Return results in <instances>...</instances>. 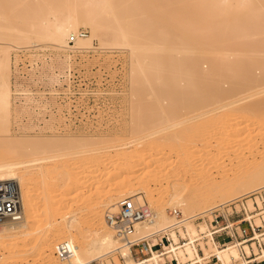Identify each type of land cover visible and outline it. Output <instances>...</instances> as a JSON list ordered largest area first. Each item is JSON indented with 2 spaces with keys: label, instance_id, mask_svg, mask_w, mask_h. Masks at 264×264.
<instances>
[{
  "label": "bare ground",
  "instance_id": "6f19581e",
  "mask_svg": "<svg viewBox=\"0 0 264 264\" xmlns=\"http://www.w3.org/2000/svg\"><path fill=\"white\" fill-rule=\"evenodd\" d=\"M138 1L38 0L39 4L35 5L37 0L36 2L35 0H0V41L12 39L17 42L32 37L42 41L50 40L54 44L53 46L61 49L68 48L67 39L70 35H74V50L89 49L95 38L104 42L109 40L108 37L113 39L114 44H125V46L131 47L135 53L133 67H136L133 69L134 71L132 70V77L135 83L140 81L137 86L135 84L139 91L135 114L138 113L139 118V114L141 116L150 113L145 118L150 120L146 121L147 125L161 121L159 127L157 126L155 131L150 132L151 136L164 135L169 129L185 123L184 120L175 119L177 113L174 112L175 108L189 112L204 110L203 115L211 117L217 114V117L211 118H218L219 112H225L226 107H232L238 102L244 101L237 98L244 90H253L264 86V79L258 80L256 77L257 73L264 75V0H182L180 4L183 9L186 8V13L188 8L192 9L191 11L196 10L193 13L195 16L189 19L185 14L177 15L175 12L179 0H169L168 2L165 0L167 5L165 4L163 7L153 6L152 9L156 8L153 19L147 18L142 13V7ZM181 6H178L177 9ZM166 14L169 16V18L166 16L167 20H174L171 24V32L165 31L166 27L163 28L159 21ZM198 16H201L200 20L197 18ZM79 25H88L90 35L85 33L84 36H78ZM181 34H184L183 38ZM198 35L202 36L203 47L195 48V50L198 52L203 50V54L207 53L206 55L199 57L191 53V50H186L185 54L181 53L183 55L175 53L180 50L177 48L184 45L188 37L191 39ZM139 37H149L152 44L154 43L153 45L158 47L173 44L166 46L169 54L163 58H156L155 56L161 48L157 52V48L154 46L156 49L154 52L149 50V53L146 51L141 53L139 49L141 45L134 44V41H138ZM175 42L176 44L178 42L180 46H174ZM147 46L146 50L150 45ZM215 48L222 49L214 53ZM183 49H186L185 45ZM202 61L209 63L207 70L202 69L204 66L203 63L201 67ZM6 68L8 69L6 61L0 63V127H4L8 123L10 98L8 83L1 80ZM168 78H171V81L166 83ZM261 93H264V90H261ZM221 97L227 101L221 103L218 100ZM248 99L252 98H245V100ZM260 103L263 102L256 100L248 103L246 112L250 113L252 117L253 115L256 117L255 114L262 113L264 109V104ZM151 107L159 109L154 111L150 109ZM151 114L152 119H150ZM219 116L222 117L221 114ZM259 117L261 120L263 119L264 123V115H259ZM252 126V124L235 126L232 133L229 130V134L219 138L214 146L208 142L207 156L203 159V165H200L203 167V179L193 185L177 184L169 190L168 203L170 207L180 210L190 233H193L192 227L188 224L190 216L207 213L213 208H221L231 201L251 194L264 185V135L259 140H254V138L252 140L245 136L246 133L249 134L248 131ZM137 127L138 129H136ZM137 127L135 131L138 132L144 126ZM235 139L236 147L231 145ZM241 145L246 147L249 156L244 157L241 155L243 153L235 152ZM2 146L6 147V150L2 154L0 153V183H7L17 190V209L20 213L18 220L0 219V250L5 252L8 240L31 234L34 226L35 220L31 216L33 211L30 212L33 203L31 201L32 194L30 195L31 188H29L32 177L28 178L32 173L30 174L29 170L36 167L37 179L45 181L52 172L46 176L43 166L56 158H66L69 152L63 143L57 141L14 143L5 138V140H0V147ZM16 147H20L18 153L29 158L27 161L16 162L13 160L11 156L16 154ZM117 147L119 146L106 147L101 156L95 160L90 158L82 160L81 169L88 170L87 173L89 172L92 177L96 178L98 176L96 173H100L98 169L100 164L109 157L110 151ZM115 151L121 152L119 148ZM122 151L130 152L129 149ZM230 152L237 155L234 158L236 161H232ZM116 155L117 158L114 159V162L117 169L131 167L133 156L130 153H117ZM216 155L217 158L214 157ZM181 156L185 162L188 161L186 151H182ZM64 160L63 166L66 170L70 164L66 159ZM220 164L227 167L225 171L228 172L223 174L220 181H210V178L208 179L209 170ZM73 176L71 178V174H62L61 172L52 174L48 179L57 182L65 177L66 179L71 178L73 184L80 183L79 180H76L78 178L75 179ZM46 183L48 184L47 181ZM46 183L44 182V185ZM85 183L86 181L78 186H83ZM141 193L142 189L109 190L97 205L88 210L89 215L82 221L91 227L87 232L79 230L81 223L78 219L80 218L70 216L60 218L61 221L49 218L45 225L42 224L44 228L36 232L37 241L42 242L41 250L44 254L42 264H86L95 259H107L109 256H114L115 253L122 257L124 264H134L129 258L126 244L118 242L113 236L101 209L107 206L114 209L115 202L119 198L132 194L136 196ZM144 196L151 204H156L157 200L152 192H147ZM134 200L137 203H143L144 197L138 196ZM156 205L154 207H157V210L155 209L157 213H153V219L147 224L144 223L147 226L136 224L138 230L133 236L146 235L157 229L165 231L172 224V218L170 217L171 223L169 224V218L163 208ZM193 209L203 210L200 213L188 214V211ZM49 230L50 233H48ZM61 240L65 241L71 250L70 255L65 259L53 257L54 243ZM0 264H11V256L0 257Z\"/></svg>",
  "mask_w": 264,
  "mask_h": 264
},
{
  "label": "rangeland",
  "instance_id": "374dc122",
  "mask_svg": "<svg viewBox=\"0 0 264 264\" xmlns=\"http://www.w3.org/2000/svg\"><path fill=\"white\" fill-rule=\"evenodd\" d=\"M138 2L142 7V13L147 18L152 19L156 11V8L152 9L153 6L163 7L165 4L167 5L165 0H139ZM181 2L182 0H179L177 8L181 6ZM38 4L37 0L35 5ZM177 8L175 9L177 15L185 14L188 19L195 16L193 13L196 10L194 9L191 11L192 9L188 8L186 13V8L183 9V6ZM144 14L142 15L145 16ZM166 16L167 14L159 21L163 28L166 27L165 31L171 32V24L174 20H172L173 22L167 20L169 16L167 18ZM197 18L200 20L201 16ZM79 30H84L87 35H90L88 25H79L77 33ZM183 35L181 34L182 38ZM108 38L109 40L104 42L95 38L91 47L82 51L74 50V41L73 43L67 42L68 48L61 49L53 46L54 44L50 40L42 41L32 37L17 42L12 39L0 41V51L2 50L0 63L6 61L8 67L4 72L2 71L3 79L1 80L8 83L10 97L8 123L6 126L0 127V140L6 138L14 143L49 141L63 143L69 152H67L68 156L56 158L54 161L46 163L43 166L45 175L47 176L52 172L51 177L52 174L62 172V174H71L72 178L76 174V177H73L78 178L76 180H79L80 183L86 181L83 186H78L79 182L73 184L71 178L66 179L65 177L57 182L46 177L45 181L41 180L43 181L41 182L35 175L36 167L29 170V173L32 174L28 178H33V180L30 179L29 186L33 203L30 212L33 211L31 216L35 221L31 234L8 240L6 243L7 251L0 250V257L11 256V264H42L44 258L41 250L42 242L37 241L36 232L44 228L42 224L45 225L49 218L61 221L60 218L74 216L81 219V221L78 219L81 223L79 230L82 232L89 231L90 225L84 224L82 221L89 215L88 210L97 205L111 189L119 191L128 188L132 190L142 189L141 194L128 196H133L134 199L138 196L144 197L143 203H146L153 213H157L155 211L157 207L154 206L159 205L168 216L170 224L171 218L168 215V208H170L168 203L169 190L177 184L193 185L203 179V167L200 165H203V159L207 156L208 142L214 146L219 138L228 135L229 130L232 133L233 128L238 127V125H253L248 131L249 134H245L252 140L253 138L259 140L264 135L263 119L261 120L259 117V115H264V109L262 113L255 114L256 117L254 115L252 117L250 113L246 112V105L252 101L260 100L263 102L260 104H264V93H261V90H264L263 85L253 90H244L241 95L237 96L238 100L244 101L238 102L232 107H226L225 112H219L221 118L220 114L218 118H211L217 117V114L211 117L203 115L204 110L189 112L175 108L174 112H177L175 119L184 120L185 123L169 129L164 135H149L152 130L155 131L159 127L161 121L147 125L146 121L150 120L145 118L149 116V112H147L148 115L140 116L139 114V118H143L144 121L138 118V113L135 114L138 102L137 95H139L136 86L140 81L135 83L132 77L133 69L136 68L133 67L135 65L134 50L125 44H114L113 39ZM139 38L138 41L135 39L134 44L141 45L139 47L141 53L145 51L149 53V50L154 52L155 47L158 52L161 48L160 51L162 52L159 51L156 56L154 54L156 58H163L169 54L166 46L173 44L158 47L153 45L154 43L152 44L149 37ZM194 38L189 39L188 37L186 39L187 41L184 43L186 49H183L184 45L179 47L180 44L175 42L174 46L178 45L177 50H181L175 53L183 55L186 50H191V53L196 56L203 57L206 55L207 53L203 54V50L200 52L195 50V48L201 49L203 47L202 36L198 35ZM147 45H150L148 50H146ZM220 49L222 48H215L213 52L215 53ZM203 63L204 66L202 67ZM201 67L203 70H207L209 63L202 61ZM256 77L258 80L264 79L262 73H257ZM167 80L166 83L170 82L171 78ZM224 88L226 89V87ZM252 94L256 96L254 97ZM245 98L252 99L245 100ZM218 100L221 103L227 101L224 97ZM150 109L156 111L159 108L151 107ZM150 117V119L153 118L152 114ZM250 121L251 123H249ZM139 125L144 127H140L141 129L137 132L135 128ZM233 125L235 126L232 127ZM235 142L236 139L231 145H235ZM109 146H119L117 149L119 148L121 152H116V148L110 151L109 157L98 167L100 173H96L98 174L96 178L92 177L89 172L88 174V170L81 169L82 160L99 158L105 148ZM243 146L239 147L240 152L239 148L235 152L243 153L241 155L244 157L249 156L248 150ZM19 149L20 147H16V154L11 157L16 162L27 161L29 158L18 153ZM125 149H129L130 152L122 151ZM5 150L6 147H0L1 154ZM182 151L187 152L188 161L186 162L181 156ZM117 153H130L133 156L131 167L117 169L114 162ZM214 153L213 155H215ZM229 155L233 159L232 161H236L234 158L237 155L233 152L232 154L230 152ZM214 157L217 158V155ZM64 159L70 164L66 170L63 166ZM225 169L227 167L225 168L223 164L212 167L209 170L208 179L210 178L212 182L220 181L223 174L228 172ZM147 192L154 194V198L157 200L155 205L145 199L144 195ZM106 209L111 210L113 207L107 206L101 209L103 216ZM197 210H190L188 214L200 213L203 209ZM50 230L48 233L51 232ZM53 257L56 258L54 253ZM101 260L105 264H124L117 253Z\"/></svg>",
  "mask_w": 264,
  "mask_h": 264
},
{
  "label": "built area",
  "instance_id": "2783aa9c",
  "mask_svg": "<svg viewBox=\"0 0 264 264\" xmlns=\"http://www.w3.org/2000/svg\"><path fill=\"white\" fill-rule=\"evenodd\" d=\"M85 33L79 30L77 35ZM73 39L70 35L67 42ZM17 206V190L0 183V219L18 220ZM168 215L172 224L167 230L133 236L138 230L136 224L149 223L154 214L146 203L124 196L114 209H106L103 217L116 240L126 244L134 264H264V185L221 208L190 216L188 224L193 233L178 208H168ZM70 253L65 241L55 244L57 259H65ZM119 259L122 262V257ZM86 264L105 263L95 259Z\"/></svg>",
  "mask_w": 264,
  "mask_h": 264
}]
</instances>
